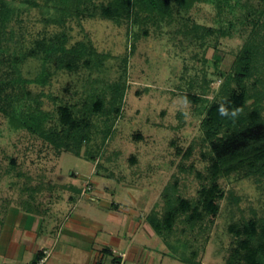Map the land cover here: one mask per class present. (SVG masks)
<instances>
[{
	"label": "rangeland",
	"instance_id": "obj_1",
	"mask_svg": "<svg viewBox=\"0 0 264 264\" xmlns=\"http://www.w3.org/2000/svg\"><path fill=\"white\" fill-rule=\"evenodd\" d=\"M107 2L96 0V5ZM45 3L36 0L35 6L19 7L9 28L11 47L28 51L36 41L64 33L68 48L83 42L107 59L98 70H58L52 64L45 87H27L52 116L47 127L61 130L68 119L87 125L89 139L79 156L12 128L0 114V215L19 208L45 218V227H51L70 211L87 213L116 235L121 228L110 222L113 217L101 202L120 200V207L127 208L131 199L126 193H132L138 212L162 221L168 211L166 196H171L183 201L184 209L161 236L173 245L169 256L203 264H244L241 234L246 224L264 219V178L218 171L203 123L211 107L226 99L225 78L256 19L248 13L260 11L264 2L238 0L235 15H218L213 5L200 2L190 12L176 14L170 24L158 25L145 13L118 22L85 14L68 18L63 26L45 22ZM228 21L235 26L229 37L201 38L192 32L193 24L211 32ZM40 69L41 55L36 54L23 64V77L35 78ZM114 83L125 86L118 116L87 113L92 90ZM229 89L241 90L236 84ZM109 97L107 91L106 103ZM106 189L116 191L118 198ZM155 239L149 242L162 249L163 241ZM174 260L169 257L166 264H183Z\"/></svg>",
	"mask_w": 264,
	"mask_h": 264
},
{
	"label": "trees",
	"instance_id": "obj_2",
	"mask_svg": "<svg viewBox=\"0 0 264 264\" xmlns=\"http://www.w3.org/2000/svg\"><path fill=\"white\" fill-rule=\"evenodd\" d=\"M200 2L213 5L218 15L226 12L235 15L239 4L238 0H108L106 5H96V0H46L49 17L45 22L63 26L68 18L85 14L118 22L145 13L158 25L170 24L176 14L190 12ZM35 5L36 0H0V114L8 119L12 128L25 130L57 150L79 156L82 143L89 139L87 125L68 119L67 125L61 130L47 127L52 116L42 110L39 97L30 95L27 87H45L52 75V64L58 70L76 71L82 66L98 70L103 67L107 55L98 53L95 48L83 42L68 48V39L64 33L36 41L28 51L11 47L13 31L9 28L19 7ZM247 17L256 19L252 21L253 29L235 60L232 73L225 78L223 88L226 99L211 107L203 129L218 171L223 175L237 171L245 172V177L264 178V7L260 11L249 12ZM234 27V23L228 21L226 26L210 32L193 24L192 32L201 38L211 34L225 38L231 35ZM36 54L41 55L40 72L35 78L26 79L22 74V66ZM231 84H236L241 90L230 91ZM107 91L110 97L106 103ZM91 94L87 113L113 114L116 118L124 100L125 86L114 83L105 90H92ZM250 101L252 103L247 105ZM90 159L94 161L95 157ZM212 190L218 192L216 185ZM212 200L209 199V206L213 205ZM166 203L168 211L164 220L160 221L155 215L148 217L150 225L160 236L170 231L176 216L184 209V202L174 201L171 196H166ZM241 235L243 238L239 247L246 251L244 264H264V219L246 224ZM40 257L38 255L32 264H37ZM185 262L201 264L192 259Z\"/></svg>",
	"mask_w": 264,
	"mask_h": 264
},
{
	"label": "crops",
	"instance_id": "obj_3",
	"mask_svg": "<svg viewBox=\"0 0 264 264\" xmlns=\"http://www.w3.org/2000/svg\"><path fill=\"white\" fill-rule=\"evenodd\" d=\"M104 192L118 198L113 189ZM126 195L131 199L127 208L120 207V200L100 203L113 217V221L109 218L110 222L121 228L116 235L107 232L99 219L87 213L70 211L59 224L45 227V218H37L36 214L19 208L3 210L0 264H32L38 255L43 260L41 264L50 259L52 264H166L169 257L175 259L173 262L187 264L185 261L190 258L178 259L167 254L173 245L154 231L148 220L150 212L147 215L138 212L136 195ZM154 238L163 241L162 249L156 250V245L149 242Z\"/></svg>",
	"mask_w": 264,
	"mask_h": 264
},
{
	"label": "built area",
	"instance_id": "obj_4",
	"mask_svg": "<svg viewBox=\"0 0 264 264\" xmlns=\"http://www.w3.org/2000/svg\"><path fill=\"white\" fill-rule=\"evenodd\" d=\"M119 257L121 258V259H123L124 258V256L123 255H119ZM41 263H43V260H40V264ZM116 264H121V263H116Z\"/></svg>",
	"mask_w": 264,
	"mask_h": 264
}]
</instances>
